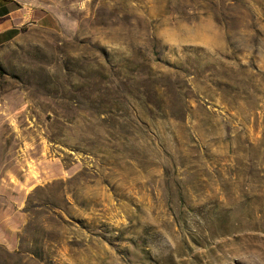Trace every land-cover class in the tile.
Returning a JSON list of instances; mask_svg holds the SVG:
<instances>
[{
  "label": "rangeland",
  "instance_id": "1",
  "mask_svg": "<svg viewBox=\"0 0 264 264\" xmlns=\"http://www.w3.org/2000/svg\"><path fill=\"white\" fill-rule=\"evenodd\" d=\"M0 46V264H264V0H51Z\"/></svg>",
  "mask_w": 264,
  "mask_h": 264
},
{
  "label": "crops",
  "instance_id": "2",
  "mask_svg": "<svg viewBox=\"0 0 264 264\" xmlns=\"http://www.w3.org/2000/svg\"><path fill=\"white\" fill-rule=\"evenodd\" d=\"M58 24L51 0H0V46L34 25Z\"/></svg>",
  "mask_w": 264,
  "mask_h": 264
}]
</instances>
